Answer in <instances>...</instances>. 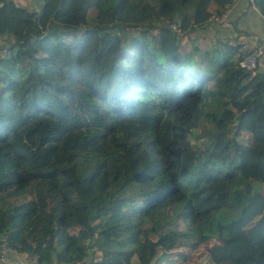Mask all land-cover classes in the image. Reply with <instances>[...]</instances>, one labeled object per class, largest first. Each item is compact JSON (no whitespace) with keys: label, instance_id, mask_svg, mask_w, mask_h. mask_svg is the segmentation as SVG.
I'll return each instance as SVG.
<instances>
[{"label":"trees","instance_id":"1","mask_svg":"<svg viewBox=\"0 0 264 264\" xmlns=\"http://www.w3.org/2000/svg\"><path fill=\"white\" fill-rule=\"evenodd\" d=\"M234 2L0 0V243L156 264L215 240L221 264H264V58L241 67L220 26L221 46L183 48Z\"/></svg>","mask_w":264,"mask_h":264},{"label":"rangeland","instance_id":"2","mask_svg":"<svg viewBox=\"0 0 264 264\" xmlns=\"http://www.w3.org/2000/svg\"><path fill=\"white\" fill-rule=\"evenodd\" d=\"M16 4H20L21 2H24L23 5L28 7L29 10L34 9L39 2V0H15ZM95 13V10H90L88 15ZM228 38L226 39V42L230 41V38L232 37V33L227 31ZM234 43V41H233ZM223 44L222 42L215 41V39H211L208 37V34L205 33V29H197L196 31L192 30L190 33H186L184 37V42H183V48L184 49H191L195 46H198L201 49V52L204 50H211L213 48H217ZM2 45V41H1ZM198 53L196 54L197 59H200V55L202 57V54ZM206 65V61L203 62V64L200 66L204 68ZM213 82L210 83V86L212 85ZM210 101V106L207 108V111H216V103L212 102V98L209 99ZM198 135V130L196 129L190 134V142L191 143H197L198 140L196 139ZM232 214L229 211L221 212L218 214L217 218H227L228 216L230 217ZM26 232V229L24 230ZM28 232L29 229L27 230V234H24V237L26 240L30 243L34 242V238L28 237ZM174 252V253H173ZM147 253V250H146ZM173 253V254H172ZM90 258V251H87V254L84 256L83 261L76 262L74 264H89V258ZM95 257L99 258V254H96ZM155 258V257H154ZM150 259V263L154 264L155 259ZM167 259V261H166ZM226 259V254L224 252V249L222 248L221 244L218 241L211 240L210 242L206 243L205 245H202L200 249L197 251H192L190 250L189 247H180L179 249H173L169 250L166 252V257L163 259L157 261L156 264L161 263V264H168L170 262H174L172 264H221L223 261ZM34 260H32L29 257H26L24 255H21L17 252H11L10 254L8 253L5 256V260L1 262L0 264H33ZM55 264V263H53ZM63 264V263H59Z\"/></svg>","mask_w":264,"mask_h":264},{"label":"built area","instance_id":"3","mask_svg":"<svg viewBox=\"0 0 264 264\" xmlns=\"http://www.w3.org/2000/svg\"><path fill=\"white\" fill-rule=\"evenodd\" d=\"M237 1V0H235ZM247 7L250 11H253L257 13L260 18H261V24H262V29H263V35L261 40H257L256 44L254 45H249L245 43L244 41H237V44H241L243 46V50L247 51V55L239 62L241 67L253 72L258 64V60L264 58V16L259 12L255 0H246ZM233 5V4H232ZM230 5L229 7H232ZM228 7V8H229ZM226 9V11L221 15V16H214L210 18V22L215 23L216 25L220 26V28L224 30H228L236 39L238 38V32L236 28L234 27V24L230 21L229 19V9ZM171 29L178 35H182L184 30H182L178 25L171 24L170 25ZM235 39V40H236ZM234 45H236V41H234ZM11 252H16L15 250H12L8 248L4 242L1 241L0 243V263L5 260V256ZM33 264H39L34 262ZM56 264V263H55Z\"/></svg>","mask_w":264,"mask_h":264},{"label":"crops","instance_id":"4","mask_svg":"<svg viewBox=\"0 0 264 264\" xmlns=\"http://www.w3.org/2000/svg\"><path fill=\"white\" fill-rule=\"evenodd\" d=\"M228 9L230 12L229 19L232 21L238 32V38L235 40L236 42L244 41L249 45H254L257 40L262 39L263 29L261 18L257 13L248 9L246 0H237L233 3L232 7H229ZM209 25H212L215 28L210 29L209 27L205 29V33L208 34L209 38L215 39L217 36H223L220 32L217 33L218 25L212 22ZM262 63L264 64V59Z\"/></svg>","mask_w":264,"mask_h":264}]
</instances>
